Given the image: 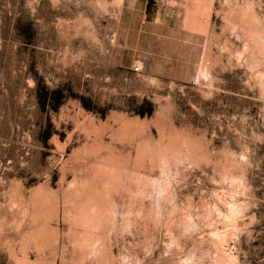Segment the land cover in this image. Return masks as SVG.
<instances>
[{
    "label": "rangeland",
    "instance_id": "obj_1",
    "mask_svg": "<svg viewBox=\"0 0 264 264\" xmlns=\"http://www.w3.org/2000/svg\"><path fill=\"white\" fill-rule=\"evenodd\" d=\"M0 264H264V0H0Z\"/></svg>",
    "mask_w": 264,
    "mask_h": 264
}]
</instances>
